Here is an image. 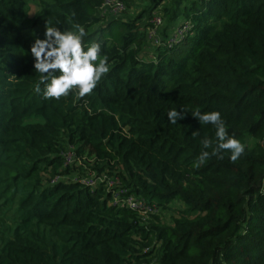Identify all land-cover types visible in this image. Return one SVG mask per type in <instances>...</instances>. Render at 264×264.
Masks as SVG:
<instances>
[{
	"label": "trees",
	"instance_id": "trees-1",
	"mask_svg": "<svg viewBox=\"0 0 264 264\" xmlns=\"http://www.w3.org/2000/svg\"><path fill=\"white\" fill-rule=\"evenodd\" d=\"M101 1L48 0L27 18V0H0V264H264V0H144L105 18ZM47 25L100 45L109 71L90 94L45 98L31 46ZM196 111L220 112L245 145L235 162L211 154L216 127ZM118 188L168 221L111 203Z\"/></svg>",
	"mask_w": 264,
	"mask_h": 264
},
{
	"label": "clouds",
	"instance_id": "clouds-1",
	"mask_svg": "<svg viewBox=\"0 0 264 264\" xmlns=\"http://www.w3.org/2000/svg\"><path fill=\"white\" fill-rule=\"evenodd\" d=\"M86 35L85 28L77 25L76 31H61L58 27L46 26L45 39H36L31 46V53L35 57L34 67L40 76V84H46L44 90L45 98L59 99L67 96L69 92L76 88L78 96L84 97L90 94L101 80L102 76L109 71L107 57H100V45L92 43L87 50L84 49L82 38ZM99 60L98 64L96 63ZM59 75H55V73ZM40 84H37L36 91H40ZM168 119L172 124H176L178 119L185 115L183 110H170ZM200 123H211L216 127L217 147L213 149L212 155L218 154L221 150L231 152L230 159L235 162L245 151V145L234 136H229L225 123L218 111L201 114L199 111L192 113ZM198 135L197 132L192 133ZM205 149L212 146V142L205 138L202 141ZM209 156V152H202L199 162L195 165L199 167Z\"/></svg>",
	"mask_w": 264,
	"mask_h": 264
},
{
	"label": "rangeland",
	"instance_id": "rangeland-1",
	"mask_svg": "<svg viewBox=\"0 0 264 264\" xmlns=\"http://www.w3.org/2000/svg\"><path fill=\"white\" fill-rule=\"evenodd\" d=\"M47 1L48 0H27V5H26L25 11H24L25 17L30 18L32 13L34 11L41 9V7L43 6V3L47 2ZM144 4H145L144 0H125L124 7L122 9L113 10L111 8V5L104 4L102 7V10H100V11H101L102 16H104V18L111 16V15L112 16L115 15V16L126 17V16H131V15L135 14ZM153 11H155V10H153ZM156 12H158L157 9H156ZM157 14H158V16L161 15V13H157ZM164 22H165L164 18H160L158 24H156L157 29L154 27L155 28V30L153 29L154 31L152 30L150 32V30H148L146 32L147 33L146 39L149 40V45L144 48V52H142L143 55H145L147 57L150 55V53H151L150 50L152 48V45L155 44L160 38V35L158 34V32L160 31V28ZM169 33L170 32H168V34ZM31 120L39 121V120L33 119V118ZM66 151H68L66 153V155H70L72 160H73L74 156L72 154V147H70L69 150H66ZM65 152L63 155H65ZM77 161L78 160L76 159L75 162H77ZM75 174H76L75 172H71L70 174L63 175L62 177H74ZM92 175H93V173H90L87 177L84 178V180L91 179ZM177 205H179V203L177 201H171L169 203L170 208L176 207ZM152 211L154 213H157L159 215V218L165 222L168 221V216H169V213L171 212V210H169V209H159L157 207L155 209H153Z\"/></svg>",
	"mask_w": 264,
	"mask_h": 264
},
{
	"label": "built area",
	"instance_id": "built-area-1",
	"mask_svg": "<svg viewBox=\"0 0 264 264\" xmlns=\"http://www.w3.org/2000/svg\"><path fill=\"white\" fill-rule=\"evenodd\" d=\"M104 4L111 5V8L113 10L122 9L124 7L122 0H102L101 4H100V10H102V7ZM159 20H160V17L157 14H154L150 19V21H152L154 25L158 24ZM183 28H184V25H182L180 28H178L177 31L173 32V34H172L173 36H171L170 39L176 37V35L178 33H181V30ZM153 29L155 30L154 27H151L149 29L150 32ZM67 152L68 151L65 152L64 160L66 162H71L72 158L70 155H66ZM85 181H87L89 184H93L95 182L94 179H87ZM115 184H118V180L114 176L106 179V185L110 186V185H115ZM121 191L122 190L120 188L113 190L111 203H115L118 205H127L129 207H132V208L139 210L143 214L153 212L152 210L156 208L155 206L149 205L148 203H146L145 199L142 198L141 196H135V195L130 194V193L120 194Z\"/></svg>",
	"mask_w": 264,
	"mask_h": 264
}]
</instances>
